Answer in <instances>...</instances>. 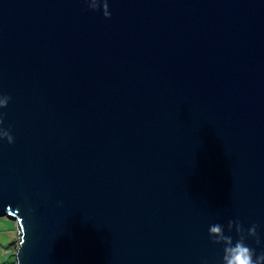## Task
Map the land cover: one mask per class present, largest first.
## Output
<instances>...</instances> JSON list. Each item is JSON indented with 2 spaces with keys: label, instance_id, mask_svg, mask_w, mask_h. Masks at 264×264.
<instances>
[{
  "label": "water",
  "instance_id": "95a60500",
  "mask_svg": "<svg viewBox=\"0 0 264 264\" xmlns=\"http://www.w3.org/2000/svg\"><path fill=\"white\" fill-rule=\"evenodd\" d=\"M0 0V215L16 264L264 251V0Z\"/></svg>",
  "mask_w": 264,
  "mask_h": 264
},
{
  "label": "clouds",
  "instance_id": "9594fccd",
  "mask_svg": "<svg viewBox=\"0 0 264 264\" xmlns=\"http://www.w3.org/2000/svg\"><path fill=\"white\" fill-rule=\"evenodd\" d=\"M84 2L88 4L90 10L102 11L106 19L111 17L108 0H84ZM10 99L11 97L6 95L0 96V109L6 108ZM3 123V113H0V125H3ZM4 140H6L9 145L14 143V137L10 134V131L0 127V141ZM257 228L258 225L253 224L245 230L239 220H228V232L231 233L233 229H235L239 237L233 242V237L225 234L224 225L219 223L210 225L208 231L211 242L224 245L221 264H264V251L257 254L254 248L246 244V240L250 237L255 238L257 245L261 243Z\"/></svg>",
  "mask_w": 264,
  "mask_h": 264
},
{
  "label": "rangeland",
  "instance_id": "374dc122",
  "mask_svg": "<svg viewBox=\"0 0 264 264\" xmlns=\"http://www.w3.org/2000/svg\"><path fill=\"white\" fill-rule=\"evenodd\" d=\"M0 237L4 238L0 241V264H14L12 257L14 259L16 249L12 253H6V249L8 246L13 248L15 246L13 244H18L19 232L17 222L9 215H0Z\"/></svg>",
  "mask_w": 264,
  "mask_h": 264
},
{
  "label": "built area",
  "instance_id": "2783aa9c",
  "mask_svg": "<svg viewBox=\"0 0 264 264\" xmlns=\"http://www.w3.org/2000/svg\"><path fill=\"white\" fill-rule=\"evenodd\" d=\"M17 246H18V244H17V245L15 244V246H14L13 248H10V247L7 248V249H6V253H12V252L17 248ZM15 251H16V250H15Z\"/></svg>",
  "mask_w": 264,
  "mask_h": 264
},
{
  "label": "crops",
  "instance_id": "0c3cea01",
  "mask_svg": "<svg viewBox=\"0 0 264 264\" xmlns=\"http://www.w3.org/2000/svg\"><path fill=\"white\" fill-rule=\"evenodd\" d=\"M4 240V238L3 237H0V241H3ZM7 242H8V240H7ZM6 242V243H7ZM3 243V242H2ZM13 245H15V244H13ZM7 247V246H6ZM9 247V246H8ZM7 247V248H8ZM13 256V255H12ZM12 262L15 264L16 263V257H14V259H13V257H12Z\"/></svg>",
  "mask_w": 264,
  "mask_h": 264
}]
</instances>
